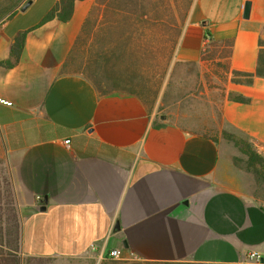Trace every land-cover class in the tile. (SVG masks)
Wrapping results in <instances>:
<instances>
[{
  "label": "crops",
  "instance_id": "0c3cea01",
  "mask_svg": "<svg viewBox=\"0 0 264 264\" xmlns=\"http://www.w3.org/2000/svg\"><path fill=\"white\" fill-rule=\"evenodd\" d=\"M54 3L32 0L0 24V62L27 31L16 62L0 65V160L18 214L20 257L30 264H255L246 260L255 251L264 264V202L223 137L264 149V78L231 81L233 71H255L264 0H193L188 12L174 61L198 66L214 60H203L204 52L228 48L213 136L157 118L134 96H99L66 67L91 0L76 1L66 23L36 26ZM114 248L120 260L108 257Z\"/></svg>",
  "mask_w": 264,
  "mask_h": 264
},
{
  "label": "trees",
  "instance_id": "16d2710c",
  "mask_svg": "<svg viewBox=\"0 0 264 264\" xmlns=\"http://www.w3.org/2000/svg\"><path fill=\"white\" fill-rule=\"evenodd\" d=\"M27 1L29 0H15V2L2 6L0 8V22L2 23L9 19ZM76 1L84 0H55L52 8L41 18L36 26H41L53 19L61 23L68 22L73 15ZM192 3L193 0H179V4H177L176 0H95V4L87 12L80 31L72 44L66 60V67L69 65L74 50L87 55L90 54L92 57L91 63L95 60H99L100 63H106L111 61V59L115 61V58L121 61L128 55L130 63L134 67H138L139 62H141L140 58L146 55V58L144 57L143 59L148 62L153 60V65L156 64L157 67L160 66L162 68V75L168 69L182 32L176 14L183 12L182 18L186 17ZM26 34L27 31H23L13 37L10 44L9 58L0 62V65L9 68L16 62L23 47ZM204 36H209V33L206 31ZM226 43L230 45V42ZM227 44L226 46L228 47ZM258 46L255 71L252 73L233 71L232 82L248 85L251 84L253 78H264V26ZM219 49L216 48L214 50L218 52ZM225 50V58H227L228 48ZM211 56L213 57L212 54H209L207 57V53L204 52L202 59H210ZM179 65L194 66L193 63L175 61L173 69ZM84 78L92 84L101 97L134 96L144 106H147L145 99H143L145 97L144 94L134 92L126 87L121 88V86H118L120 88L105 90L104 87L92 79ZM228 99L239 103L248 102L242 96L232 93L228 95ZM223 137L231 141L240 153L247 157L243 169L247 172H252L254 175L258 174L259 171L256 166L260 165L263 157L253 150L252 142L226 133L223 134ZM234 163L238 168L240 167L236 158H234ZM0 264H20L18 214L12 196L9 177L4 173L0 178Z\"/></svg>",
  "mask_w": 264,
  "mask_h": 264
},
{
  "label": "rangeland",
  "instance_id": "374dc122",
  "mask_svg": "<svg viewBox=\"0 0 264 264\" xmlns=\"http://www.w3.org/2000/svg\"><path fill=\"white\" fill-rule=\"evenodd\" d=\"M176 1L179 4V0ZM11 2L15 0H0V8ZM91 4L94 5L95 0H91ZM182 15L183 12L176 14L181 28L184 27L187 19V16L182 18ZM225 49V47L220 48V52L217 50L216 53L214 52L216 50H213L211 54H214H212L214 60L204 61L198 66L179 65L173 69L175 61L172 58L168 69L162 75V68L153 65V60L148 62L143 59L146 55L140 58L139 66L134 67L128 55L121 61L115 58V61L111 59L106 63H100L99 60L91 63L90 54L74 50L68 70L81 73L84 77L100 84L105 90L121 86L144 94L146 107L148 110H154L157 118L163 116L168 122L176 123L188 131L213 136L218 132L214 125L218 120L220 102L225 96L223 87L226 67ZM252 148L263 157L260 165L256 166L259 173L254 175L243 169L247 157L239 150V156L236 157L237 164L241 167L240 170L250 176L254 185H252L253 195L264 202V149L254 144ZM3 173L7 174L0 160V178ZM19 263L30 264L20 255Z\"/></svg>",
  "mask_w": 264,
  "mask_h": 264
},
{
  "label": "built area",
  "instance_id": "2783aa9c",
  "mask_svg": "<svg viewBox=\"0 0 264 264\" xmlns=\"http://www.w3.org/2000/svg\"><path fill=\"white\" fill-rule=\"evenodd\" d=\"M210 42L209 36H204V39L202 41L203 47H206V45ZM69 141H64L65 145H68ZM108 257L112 260H120L122 258V250L118 248L111 249L108 252ZM246 260L251 263L258 264L260 261V255L255 251H250L246 254Z\"/></svg>",
  "mask_w": 264,
  "mask_h": 264
},
{
  "label": "water",
  "instance_id": "95a60500",
  "mask_svg": "<svg viewBox=\"0 0 264 264\" xmlns=\"http://www.w3.org/2000/svg\"><path fill=\"white\" fill-rule=\"evenodd\" d=\"M31 2L32 0H29L24 5H22V7L20 8V11H25L30 6ZM249 13H250V3L245 2L244 7H243L242 17L244 19H247L249 17ZM41 210H44V207Z\"/></svg>",
  "mask_w": 264,
  "mask_h": 264
}]
</instances>
